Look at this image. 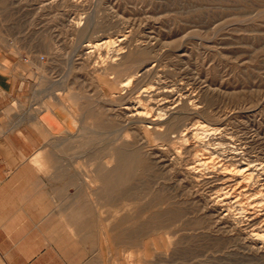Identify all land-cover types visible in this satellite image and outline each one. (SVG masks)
Listing matches in <instances>:
<instances>
[{
  "label": "rangeland",
  "instance_id": "obj_1",
  "mask_svg": "<svg viewBox=\"0 0 264 264\" xmlns=\"http://www.w3.org/2000/svg\"><path fill=\"white\" fill-rule=\"evenodd\" d=\"M0 63L21 75L22 104L59 125L42 145L54 162L82 169L72 175L98 204L103 264H264L247 248L252 227L222 224L206 201L228 185L210 178L228 155L223 138L264 163V0H0ZM139 99L151 113L147 133L125 109L141 111ZM200 124L213 128L180 137ZM198 150L219 153V167H200L194 182L186 168ZM234 182L230 191L257 186L241 175Z\"/></svg>",
  "mask_w": 264,
  "mask_h": 264
},
{
  "label": "crops",
  "instance_id": "obj_2",
  "mask_svg": "<svg viewBox=\"0 0 264 264\" xmlns=\"http://www.w3.org/2000/svg\"><path fill=\"white\" fill-rule=\"evenodd\" d=\"M21 80L0 69V260L103 264L98 204L89 197L87 181L72 175L82 169L56 164L55 152L42 146L59 125L31 102L22 104Z\"/></svg>",
  "mask_w": 264,
  "mask_h": 264
},
{
  "label": "bare ground",
  "instance_id": "obj_3",
  "mask_svg": "<svg viewBox=\"0 0 264 264\" xmlns=\"http://www.w3.org/2000/svg\"><path fill=\"white\" fill-rule=\"evenodd\" d=\"M107 43H111V41H108ZM99 46L100 45H96V46H93V47L97 48ZM127 83L128 84L131 83L130 79L128 80ZM191 94L187 95L185 97V99H189L190 105H195L196 106L197 103L194 102V101L192 102L190 100V99H192V95ZM182 100H183V97L181 99H179V102L182 101ZM61 101L62 100H60V102ZM138 101H139V106L142 107L141 111L138 110L139 108L138 109L135 108V106H137L136 103H134V105H132L133 103L131 105H126L125 109L126 110H130V111H136L135 114L133 115V118L131 120L133 121V123H136V124H139V125L142 123L140 126L142 127V130H144L147 133L149 130H151L153 128V127H151V124H153V122L148 120V118H147V116L149 117V114H151V113H150V110L147 108V105H145L141 99H139ZM187 103L188 102L183 103L182 106H181V109H184V110L187 109V107L189 106V104H187ZM50 106H52V105H50ZM50 106H49V108H50ZM50 110L53 111V108H50ZM50 110L48 109V111H50ZM62 111L65 112V114H67L69 112L72 113V111L70 109H67V108L66 109L63 108ZM68 115L71 116L70 113ZM144 117H146V118H144ZM178 122H179L178 117H175V118H173V119H171L169 121V125L174 127V128H177ZM160 124H161V122H160ZM212 128L210 126H208V125H205V124H200L199 126L195 127L194 129L193 128L191 129L189 126H186L184 128V130L181 131V134H180L181 136L180 137H182L183 139H186V137L189 134H191V133H193L196 137L202 136V135L205 136V135H208V133L212 130ZM216 128H218V127H216ZM221 129H222V127L220 128V130ZM220 130H218V131H220ZM206 138H207V136H206ZM186 141H188V140H186ZM235 141L236 140L234 139L233 136H228V137L223 138L222 143L220 144V146L222 144L223 145L226 144L228 146V148H229V151L227 152L228 155L225 157L226 159L224 158L223 161L220 162V168L219 169H221V172L217 173V172L213 171L211 173L212 175L210 176V178H213L215 181L224 180L225 183H228V185L226 186V188H224L225 191H223L220 194L218 193L219 195L217 197L210 198V199H208L206 201H207L208 204L209 203L213 204L214 210H216L218 213H220L222 215V218H221L222 224L227 225L228 227L237 228V227H239L241 222H243V223L245 222V227H244L245 229H248V228L252 227V229L250 230V233L249 232L247 233L249 235V237L247 238V241H246L247 248H250V249L252 248L254 250L255 253H253V255H255V256L262 255V257H264V163H259L258 165L257 164H252V161L247 160L246 157H245L246 153H245V151L243 150V147H242L244 144L242 142H240L239 144L238 143L236 144ZM218 145H219V143H217L215 146H217V148H218V147H220ZM223 145H222V147H223ZM209 147H211V146H209ZM209 152L210 153L206 154V153L198 150L197 153H196L197 159L193 163L187 164V165H189V167L186 168V174L194 182H199L201 177L203 176V175L200 174L201 173L200 172V167H206L208 169L209 168H215V167L218 168L219 167V166L215 165L216 164V160H215L216 154L218 156L219 153L211 152V151H209ZM113 155H116V156L120 157V155H122V149L119 148V149L115 150L112 153V156ZM172 159H174V158H172ZM118 161H120V160H118ZM36 162H40L39 158L36 159ZM102 164H104L103 168H101V167L97 168L96 171L102 173V174L98 175L99 180L105 181V176L108 175V173L106 172V169L110 168L111 164L108 161H103ZM144 170H146V168H144ZM111 171H113V170L111 169ZM239 175H241L243 177V179H253V180L256 179L257 186H253V188H251V189L242 188L239 191L235 190V189L230 191V187L233 185V183H235L234 181L237 179V177H239ZM96 176H97V174H96ZM248 188H249V186H248ZM124 194H125V196H127V195H132L133 196V194H131V193L129 194L127 191H125ZM242 197L246 198L247 202L246 201L245 202H246L247 206H243V204H242L243 200L241 201V199H240ZM232 198L235 199L234 202L232 201ZM134 200L136 201V199H134ZM134 200H132V201L134 202ZM136 208H138V207H136ZM136 208H134V209H136ZM139 208H140V206H139ZM236 210L237 211L241 210L240 213H242L241 214L242 216L241 217L239 216L240 218L238 216H237V218H235V216L233 217V213ZM158 215H160V214H158ZM158 215H156V216H158ZM174 219H175V217L174 218L171 217L169 219V221L172 223V225H173V223H175V222H173ZM155 220H156L155 217L152 216L150 221H148V223H147V227L148 228L149 227L152 228V226L154 225V221ZM119 222H121V221H119ZM155 222H157V221H155ZM165 223H167V222H165ZM172 225H170V226H172ZM166 226H168V225H166ZM159 227H161V226L159 225ZM156 228H158V227H156ZM178 231H180V230H178ZM248 256H252V255L249 254Z\"/></svg>",
  "mask_w": 264,
  "mask_h": 264
},
{
  "label": "built area",
  "instance_id": "obj_4",
  "mask_svg": "<svg viewBox=\"0 0 264 264\" xmlns=\"http://www.w3.org/2000/svg\"><path fill=\"white\" fill-rule=\"evenodd\" d=\"M27 61V59H25Z\"/></svg>",
  "mask_w": 264,
  "mask_h": 264
}]
</instances>
